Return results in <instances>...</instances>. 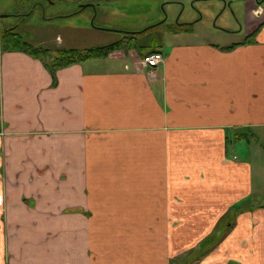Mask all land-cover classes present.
Returning a JSON list of instances; mask_svg holds the SVG:
<instances>
[{
    "label": "crops",
    "instance_id": "1",
    "mask_svg": "<svg viewBox=\"0 0 264 264\" xmlns=\"http://www.w3.org/2000/svg\"><path fill=\"white\" fill-rule=\"evenodd\" d=\"M238 1L225 44L169 33L151 74L116 51L54 81L0 49V264H172L244 201L200 264H264V204L232 150L264 133V0Z\"/></svg>",
    "mask_w": 264,
    "mask_h": 264
},
{
    "label": "rangeland",
    "instance_id": "2",
    "mask_svg": "<svg viewBox=\"0 0 264 264\" xmlns=\"http://www.w3.org/2000/svg\"><path fill=\"white\" fill-rule=\"evenodd\" d=\"M238 4V0H0V15L4 16L5 26H15L14 32L33 46L87 49L107 46L126 35L123 33H130L128 36L135 37L142 46L165 48L176 42L165 32L178 24L193 25L191 31L180 34L195 32L190 36L195 42L208 40L211 33L222 31L219 43L225 44V32L240 30V25H245L243 12L242 17L238 12L243 9ZM1 35L0 24V43ZM133 56L136 57V52ZM243 133L246 137L234 143L232 150L241 160L252 163L256 199L264 204V133L254 130ZM235 136L232 132L229 139L234 142ZM243 214L228 212L222 227L226 224L234 227ZM227 230L222 233V243L232 233ZM199 245L197 251L173 259L172 264H187L186 259L200 264L209 250ZM228 254L238 256L234 251H222L223 263ZM226 264L234 263L231 260Z\"/></svg>",
    "mask_w": 264,
    "mask_h": 264
},
{
    "label": "trees",
    "instance_id": "3",
    "mask_svg": "<svg viewBox=\"0 0 264 264\" xmlns=\"http://www.w3.org/2000/svg\"><path fill=\"white\" fill-rule=\"evenodd\" d=\"M179 26V27H178ZM193 25H177L176 27H170L168 30L172 34L187 33L191 31ZM14 29L4 30L1 35V50L2 51H17L24 52L32 57L39 59L45 66V68L50 72L54 81H56V73L58 70L75 65L81 64L86 61L98 58H107L111 53L116 51H124L128 53L131 50L138 52L140 56L146 58L153 52H158L155 47H147L140 45L135 37L128 36L130 33L126 34L118 41L111 43L107 46L92 47L87 49H49L43 46H33L28 42L24 41L21 36L14 32ZM136 34V33H133ZM249 200V199H248ZM245 202V201H244ZM244 202L239 203L234 207L233 212L239 213ZM225 220V219H224ZM222 220V221H224ZM233 224H226L221 227L217 232L208 237L199 246L204 247L206 250L211 245H213L217 240H220L222 233L227 229H231ZM229 230H227L228 232ZM204 250V249H202ZM201 250V251H202ZM197 251V248H196ZM194 260L186 259L184 262L187 264H192Z\"/></svg>",
    "mask_w": 264,
    "mask_h": 264
},
{
    "label": "built area",
    "instance_id": "4",
    "mask_svg": "<svg viewBox=\"0 0 264 264\" xmlns=\"http://www.w3.org/2000/svg\"><path fill=\"white\" fill-rule=\"evenodd\" d=\"M164 62V56L160 52H154L144 59L139 60L138 65L142 70H147L149 74L154 68L159 67Z\"/></svg>",
    "mask_w": 264,
    "mask_h": 264
},
{
    "label": "flooded vegetation",
    "instance_id": "5",
    "mask_svg": "<svg viewBox=\"0 0 264 264\" xmlns=\"http://www.w3.org/2000/svg\"><path fill=\"white\" fill-rule=\"evenodd\" d=\"M2 16V15H0ZM4 18V17H3ZM3 18L0 19V24H1V33L4 31V30H10V29H14L15 26H10V27H7L4 25L3 23ZM0 49H1V44H0Z\"/></svg>",
    "mask_w": 264,
    "mask_h": 264
},
{
    "label": "water",
    "instance_id": "6",
    "mask_svg": "<svg viewBox=\"0 0 264 264\" xmlns=\"http://www.w3.org/2000/svg\"><path fill=\"white\" fill-rule=\"evenodd\" d=\"M3 17H4L3 15H2V16H0V19H1V18H3Z\"/></svg>",
    "mask_w": 264,
    "mask_h": 264
}]
</instances>
